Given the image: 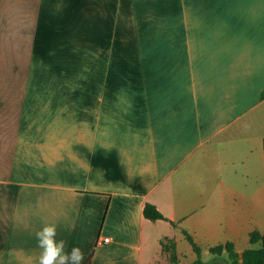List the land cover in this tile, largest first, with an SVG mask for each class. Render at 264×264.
I'll return each instance as SVG.
<instances>
[{
    "label": "crops",
    "instance_id": "obj_1",
    "mask_svg": "<svg viewBox=\"0 0 264 264\" xmlns=\"http://www.w3.org/2000/svg\"><path fill=\"white\" fill-rule=\"evenodd\" d=\"M263 89L264 0H0V264L261 247Z\"/></svg>",
    "mask_w": 264,
    "mask_h": 264
},
{
    "label": "trees",
    "instance_id": "obj_2",
    "mask_svg": "<svg viewBox=\"0 0 264 264\" xmlns=\"http://www.w3.org/2000/svg\"><path fill=\"white\" fill-rule=\"evenodd\" d=\"M261 98H264V89L261 93ZM144 215L151 220L164 219L171 221L170 218L162 213L152 202H147L145 204ZM184 233L198 254V258L191 264H264V234L258 231H253L250 234V241L252 243L260 242L261 247L248 248L240 254L235 250L233 243L228 242L225 245H218L211 248V251L216 254V257L210 261L203 260L202 248L195 242L192 235L186 230H184ZM162 245L164 251L169 253L171 261L174 264H181L179 262L176 242L173 239H164L162 240ZM224 251L227 252V257L222 255ZM92 256L91 253L83 264H91Z\"/></svg>",
    "mask_w": 264,
    "mask_h": 264
},
{
    "label": "clouds",
    "instance_id": "obj_3",
    "mask_svg": "<svg viewBox=\"0 0 264 264\" xmlns=\"http://www.w3.org/2000/svg\"><path fill=\"white\" fill-rule=\"evenodd\" d=\"M57 225L44 224L35 232L37 247L40 249L38 264H81L84 259L80 247L73 246L65 251L66 241L57 240Z\"/></svg>",
    "mask_w": 264,
    "mask_h": 264
},
{
    "label": "rangeland",
    "instance_id": "obj_4",
    "mask_svg": "<svg viewBox=\"0 0 264 264\" xmlns=\"http://www.w3.org/2000/svg\"><path fill=\"white\" fill-rule=\"evenodd\" d=\"M156 261H157V264H174L170 259L169 253L164 250L159 254ZM183 261H186V258L183 257Z\"/></svg>",
    "mask_w": 264,
    "mask_h": 264
},
{
    "label": "built area",
    "instance_id": "obj_5",
    "mask_svg": "<svg viewBox=\"0 0 264 264\" xmlns=\"http://www.w3.org/2000/svg\"><path fill=\"white\" fill-rule=\"evenodd\" d=\"M107 240H109L108 237H103V238H100V239L98 240V242L101 243V242H103V241H107Z\"/></svg>",
    "mask_w": 264,
    "mask_h": 264
}]
</instances>
